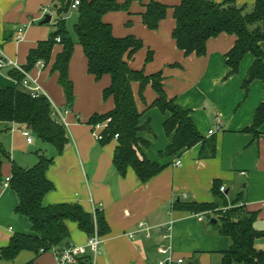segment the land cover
<instances>
[{"label": "crops", "instance_id": "0c3cea01", "mask_svg": "<svg viewBox=\"0 0 264 264\" xmlns=\"http://www.w3.org/2000/svg\"><path fill=\"white\" fill-rule=\"evenodd\" d=\"M116 1L122 3L124 0ZM156 1L168 9L155 31L142 24L140 15L144 8L137 2L132 3L127 12L108 13L102 20L111 26L115 38L131 36L142 42L141 50L132 58H125L129 68L143 70L146 76L162 73L165 95L181 110L189 112L203 139L214 142V154L203 157L202 145L198 144L176 158L161 159L160 153L170 144L162 127L168 115L151 107L156 95L150 86L140 98L139 84L133 83V97L142 115L140 124L148 122L150 129L139 135L148 144L146 148L140 147V154L163 165L164 169L146 183H141L130 168L123 177L119 176L112 166L116 141L101 145L92 138L91 126L87 125L91 116L106 114L114 108L111 99H102V91L109 86L110 79L105 76L95 81L89 76L81 47L75 44L68 69L74 103L67 116L69 141L63 152L57 154L53 147L46 149L42 144L32 151L34 137L33 142L27 144L16 130L0 136L9 156L0 167V249L7 246L13 236L30 234L28 220L15 214L16 194L3 184L11 176V163L31 168L37 163V150L53 159L46 177L54 190L44 197L43 205L78 204L85 212L92 214L98 210L104 217L109 230L100 237L98 254L93 257L86 249V254L79 258H90L89 264H157L161 259L160 248L168 246L175 259L219 264L229 240L217 235L209 226V221L215 217L174 208L177 203H212L215 182L225 189L228 204L239 199L246 211L257 213L254 228L264 233V123L257 137L244 133L253 123L255 110L264 102V89L259 81L251 83L247 95L241 89L253 58L246 55L237 74L226 78L225 55L236 41L234 36L226 34L210 39L203 57L184 56L171 37L175 27L172 9L180 0ZM255 1L235 0V4L251 11ZM56 3L0 0V49L8 59L25 66L30 50L47 40L55 30V23L52 29L41 23L46 16L42 9L56 10ZM22 26H26L22 39L16 41L15 32ZM260 27L264 33V20ZM6 35L11 39L5 41ZM259 48L264 54L263 42L259 43ZM148 51L152 53V60L145 63ZM60 52L61 46L55 45L49 64L42 70L34 67L30 74L37 79L49 101L64 110L65 97L57 83L58 75L51 72ZM8 73L9 70L0 71L1 89L14 87ZM15 129L20 127L16 125ZM209 131L212 134H208ZM176 161L181 165L174 167ZM140 223L148 230L139 231L137 225ZM67 228L70 233L68 246L85 247L86 234L72 222L67 223ZM131 234L133 238H129ZM254 245L257 250L264 251V236ZM26 253L29 252H21L13 261H0V264H22L34 259L32 253ZM51 261L43 254L35 259L36 264H52Z\"/></svg>", "mask_w": 264, "mask_h": 264}, {"label": "trees", "instance_id": "16d2710c", "mask_svg": "<svg viewBox=\"0 0 264 264\" xmlns=\"http://www.w3.org/2000/svg\"><path fill=\"white\" fill-rule=\"evenodd\" d=\"M74 0H57L58 19L55 30L48 39L41 41L30 50L26 64L22 68L31 72L36 63L41 61L44 67L49 64L55 45L61 46V52L56 56L51 72L58 75V85L65 97V108L70 110L74 103L73 84L69 80L68 69L73 55L74 45L66 30L63 16L70 12ZM77 20L73 30L77 44L81 47L86 60L87 74L95 81L107 76L110 84L102 91L104 101L111 99L114 108L102 115H93L87 125L94 127L108 121L101 131V145L112 142L117 135L116 147L113 153L112 166L116 173L123 177L127 169H131L141 183H146L164 169L163 165L147 160L140 154V147L146 148L147 142L139 135L149 132V123L140 124L141 113L137 110L131 85L139 84V96L150 86L156 95L151 107L158 109L168 117L163 123V132L170 139L168 147L160 153L161 159L176 158L182 152L198 144L202 145V156L211 157L214 154V142L206 141L197 132L190 119L189 112L181 110L173 99H168L163 89L161 72L146 76L143 70L129 68L125 58H132L143 44L134 37L115 38L109 24L103 22V17L112 12H127L132 3L142 4V24L150 31L157 30L159 23L165 19L167 6L156 0H78ZM175 27L172 40L176 48L184 56L203 57L206 54V44L210 39L221 34L236 38L233 48L225 55V66L228 68L226 78L237 74L246 55H251L253 62L248 68L241 89L247 95L249 86L259 81L264 89V54L259 43H264V33L261 22L264 20V0H256L251 11L245 7H237L235 0H223L216 3L213 0H180L178 6L172 9ZM56 38L60 39L56 43ZM11 37L5 36V41ZM152 60V53L147 52L145 63ZM8 77L22 81V75L9 71ZM52 108L45 97L31 98L21 89L13 87L0 88V136L10 131L14 123L20 129H26L32 137L42 145H48L61 154L68 144L66 128L57 123L52 115ZM264 123V102L254 113L251 127L244 133L258 136V131ZM37 163L31 168H22L11 163V176L8 187L16 194L18 204L15 214L26 218L30 224V234H17L9 239L8 245L0 249V261H13L21 252H29L34 259L26 264H36L41 254L68 248L70 233L67 223H75L78 229L91 236L96 228L98 236L108 233V226L102 213L96 210L95 215L87 213L78 204H58L44 206V197L54 190L53 184L47 179L46 173L53 164V159L45 156L41 150L35 152ZM9 156L0 142V167ZM213 202L177 203L174 208L190 214L213 215L217 223L213 231L229 240V247L222 252L219 264H264V251L255 248V241L264 236L263 232L255 230L254 223L257 213L248 212L239 199L228 204L220 185L212 187ZM231 207L224 213L222 208ZM80 264H89L90 258L79 259Z\"/></svg>", "mask_w": 264, "mask_h": 264}, {"label": "built area", "instance_id": "2783aa9c", "mask_svg": "<svg viewBox=\"0 0 264 264\" xmlns=\"http://www.w3.org/2000/svg\"><path fill=\"white\" fill-rule=\"evenodd\" d=\"M49 2L56 3L57 0H49ZM79 6V1L74 0L73 3L70 6L71 10H77ZM42 13H47V9H42ZM26 29V26H22L21 28L17 29L14 35V39L16 41H20L22 39V35ZM60 39L56 38V43H59ZM35 68L38 70H42L44 68V64L39 61L36 63ZM2 70H9V71H16L22 75V81L18 82L15 79L9 78L13 84L14 87L21 89L23 92H25L27 95H29L33 99H37L40 97H45L48 101L45 92L43 91L42 87L40 86L39 82L36 78H34L29 72H26L21 66L17 65L14 61L11 59H8L3 52L0 49V71ZM51 108H52V115L54 120L57 123L62 124L65 128L68 126L67 122V116L70 114V111L68 109H60L56 106H54L49 101ZM108 121L97 124L94 127H91V136L96 141L99 142L102 140L101 131L106 128ZM16 124L12 123L10 130L14 132L15 130L23 137L27 144H31L33 142V137L30 134V132L26 129H15ZM208 134H212V131H209ZM117 135L114 136V141L117 140ZM180 161H176L174 163V167L180 166ZM10 178H6L3 184V187H8ZM224 188H220V192L224 193ZM241 206V204H239ZM231 206L228 205V207L220 209L223 213L228 210ZM96 210L92 212V215H95ZM137 228L139 231H147L148 229L145 228V225L143 223H140L137 225ZM148 237V234H147ZM129 238H133V235H129ZM166 238V237H165ZM100 244V236H98L96 232V228H94V232L91 236L87 238L85 247H68L64 248L62 250H53L52 253L55 256L56 264H76L78 259L80 257H83L86 254V249H88L93 257H96L98 254V247ZM159 253L161 255V259L158 260L157 264H183V260L181 259H175L173 256V250L170 246L168 247H162L159 250Z\"/></svg>", "mask_w": 264, "mask_h": 264}, {"label": "rangeland", "instance_id": "374dc122", "mask_svg": "<svg viewBox=\"0 0 264 264\" xmlns=\"http://www.w3.org/2000/svg\"><path fill=\"white\" fill-rule=\"evenodd\" d=\"M43 15H49L52 17V21L51 23H48V24H45L46 27H49L50 29L53 28V25L55 23V21L57 20V16H58V13H57V10L53 9V8H50L47 13L43 14ZM77 11L76 10H71L67 15H65L64 19H65V27H66V30L68 31V33L70 34L73 42L75 44H77V39H76V36H75V33H74V30H73V26L74 24L76 23V20H77ZM78 45V44H77ZM37 147H41V143L36 139L34 138V149L32 151H34ZM44 147L46 149H51L52 148L48 145H44ZM48 147V148H47ZM48 157V155H47ZM27 255H30L29 253H26ZM44 256H47L48 258H50L52 261L51 263L52 264H56V260H55V256L52 252H48V253H45L43 254ZM183 260V259H182ZM184 264H187L189 263V260H183ZM26 263V262H25ZM25 263H22V264H25Z\"/></svg>", "mask_w": 264, "mask_h": 264}, {"label": "water", "instance_id": "95a60500", "mask_svg": "<svg viewBox=\"0 0 264 264\" xmlns=\"http://www.w3.org/2000/svg\"><path fill=\"white\" fill-rule=\"evenodd\" d=\"M50 21H51V16L46 15V16L44 17V19H43V21H42L41 24H42V25H45V24L50 23ZM216 223H217V221H216L215 219H211V220L209 221V226H210V227H213ZM188 264H197V262H189Z\"/></svg>", "mask_w": 264, "mask_h": 264}]
</instances>
